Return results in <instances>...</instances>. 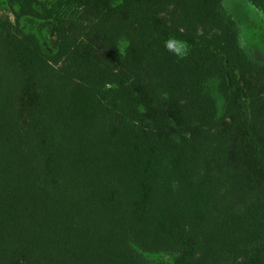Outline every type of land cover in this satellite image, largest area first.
<instances>
[{"label": "trees", "instance_id": "obj_1", "mask_svg": "<svg viewBox=\"0 0 264 264\" xmlns=\"http://www.w3.org/2000/svg\"><path fill=\"white\" fill-rule=\"evenodd\" d=\"M1 5L0 264H206L212 0Z\"/></svg>", "mask_w": 264, "mask_h": 264}, {"label": "rangeland", "instance_id": "obj_2", "mask_svg": "<svg viewBox=\"0 0 264 264\" xmlns=\"http://www.w3.org/2000/svg\"><path fill=\"white\" fill-rule=\"evenodd\" d=\"M4 1V0H0ZM45 3H50L55 0H42ZM9 9L5 8L4 5L0 6V17H7L10 20H15V16ZM21 24V22H20ZM22 28H25L27 31L33 32L39 37V40L42 43V46L47 51H55L58 46V36L51 21L47 20H32L27 21L26 19L22 22ZM119 50L123 52L124 50V42H121L119 45ZM11 139L17 143L18 147L24 152L25 157L27 158L28 162L32 161L34 163V159L31 152V145L30 141L22 134H18L16 136L11 135ZM207 221V219H206ZM206 242H207V233H206ZM146 256L151 259L152 261L156 262H164L169 261L171 262L172 258L171 255L167 252L160 251V252H143ZM206 253H207V246H206ZM171 258V259H170Z\"/></svg>", "mask_w": 264, "mask_h": 264}, {"label": "clouds", "instance_id": "obj_3", "mask_svg": "<svg viewBox=\"0 0 264 264\" xmlns=\"http://www.w3.org/2000/svg\"><path fill=\"white\" fill-rule=\"evenodd\" d=\"M172 46H173L172 43H168V45H167V47L170 49L172 48Z\"/></svg>", "mask_w": 264, "mask_h": 264}]
</instances>
